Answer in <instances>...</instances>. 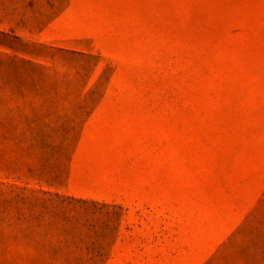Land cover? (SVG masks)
Returning <instances> with one entry per match:
<instances>
[{
	"label": "rangeland",
	"instance_id": "obj_1",
	"mask_svg": "<svg viewBox=\"0 0 264 264\" xmlns=\"http://www.w3.org/2000/svg\"><path fill=\"white\" fill-rule=\"evenodd\" d=\"M0 264H264V0H0Z\"/></svg>",
	"mask_w": 264,
	"mask_h": 264
}]
</instances>
